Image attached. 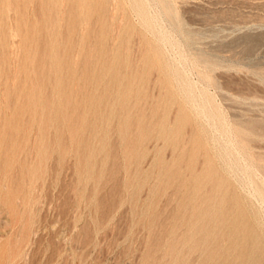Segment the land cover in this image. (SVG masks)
Instances as JSON below:
<instances>
[{
  "label": "rangeland",
  "instance_id": "1",
  "mask_svg": "<svg viewBox=\"0 0 264 264\" xmlns=\"http://www.w3.org/2000/svg\"><path fill=\"white\" fill-rule=\"evenodd\" d=\"M98 1L0 0V264H217L207 257L215 242H201L208 230L221 233L216 246L235 264L237 225L198 224L192 209L225 197L227 215L251 224L258 202L247 210L200 125L147 61L126 1L105 11ZM151 3L193 66L189 80L207 89L264 181V0Z\"/></svg>",
  "mask_w": 264,
  "mask_h": 264
},
{
  "label": "bare ground",
  "instance_id": "2",
  "mask_svg": "<svg viewBox=\"0 0 264 264\" xmlns=\"http://www.w3.org/2000/svg\"><path fill=\"white\" fill-rule=\"evenodd\" d=\"M81 5L90 7L95 4V0H82ZM115 1V0H114ZM126 1L132 15L135 18V22L138 23V26L142 28V34L144 43L147 49V54H145L147 61L153 63L155 66H158L160 69L162 77L165 79L166 85L169 86V91L171 94L175 95L178 101L180 102L182 108L187 111L192 117V119L197 122L195 124L200 125L199 131L204 135L205 142L212 150V155L215 156L216 161L219 164L221 171L225 174L226 179L232 178L235 182V187L239 188L240 191L244 193V202L246 203V208L252 209L255 207L254 201L258 202L255 209H259L256 213L252 214V221L246 223L241 217V213L238 212L235 216L227 215V200L222 198V202L217 204H211V199L203 200L200 205L195 206L193 213L197 214L198 222L203 224L205 218L215 219L216 224L222 225L225 229H228L234 225H237V233L234 235L235 240L238 241L240 246L239 251L237 252V260L235 264H259L260 261H264V181L258 179L257 170L249 163V161L244 157L240 148L236 145L234 139V133L231 132L230 127L227 125V121H224V117H220L217 110L211 104L210 96H208L204 88H197L191 78L189 80L188 73H190V61L183 54L179 44L176 41L173 33L170 32V29H167L163 21V13L156 6L152 4L151 0H124ZM36 2V1H35ZM110 0H99L98 4L101 8V11L106 10L107 5ZM112 2V1H111ZM123 2V0H122ZM17 3V2H16ZM47 3V2H46ZM58 3V2H57ZM114 3V2H113ZM112 3V4H113ZM119 3V2H118ZM2 4V3H1ZM18 4V3H17ZM68 4V3H67ZM20 5V4H19ZM29 5V4H28ZM62 5V4H61ZM60 5V6H61ZM117 5V4H116ZM166 5V4H165ZM43 6H45L43 4ZM115 7V6H114ZM160 7V6H159ZM28 8V7H27ZM3 9V8H2ZM7 9V8H6ZM16 9V8H15ZM62 9V8H61ZM79 9V8H78ZM108 10V9H107ZM10 11V10H9ZM62 11V10H61ZM84 11V10H83ZM86 11V10H85ZM88 11V10H87ZM171 11V10H170ZM97 13V11L95 10ZM113 12V11H112ZM172 12V11H171ZM38 13V12H37ZM66 13V12H65ZM84 13V12H83ZM88 13V12H87ZM94 13V12H93ZM102 13V12H101ZM165 13V12H164ZM85 14V13H84ZM82 15V14H81ZM97 15V14H96ZM118 15V14H117ZM130 15V14H129ZM30 16V15H29ZM34 16V15H33ZM90 16H92L90 14ZM98 16V15H97ZM100 16V15H99ZM12 17V16H11ZM36 18V16H34ZM39 17V16H38ZM112 17V16H111ZM128 17V16H127ZM32 18V17H31ZM4 19V18H3ZM15 19V18H14ZM115 19V18H114ZM2 20V19H1ZM13 20V19H11ZM51 20V19H50ZM60 21V19H58ZM93 20V19H92ZM111 20V19H110ZM134 20V19H133ZM33 21V20H32ZM104 21V20H102ZM15 22V20H13ZM38 22V21H37ZM84 22V20H83ZM17 23V22H16ZM50 23V22H49ZM92 23H94L92 21ZM99 23V22H98ZM123 23V22H122ZM38 24V23H37ZM33 25V24H32ZM39 25V24H38ZM123 25V24H122ZM53 26V25H52ZM94 26V25H93ZM113 26V25H112ZM59 27V26H58ZM122 27V26H121ZM93 28V27H92ZM139 28V27H138ZM14 29V28H13ZM98 29V28H97ZM82 30V29H81ZM94 30V29H93ZM99 30V29H98ZM8 31V30H7ZM100 31V30H99ZM121 31V30H120ZM11 32V31H10ZM39 32V31H38ZM110 32V30H109ZM116 32V31H115ZM174 32V31H173ZM111 33V32H110ZM114 33V32H113ZM57 34V33H56ZM77 34V33H76ZM51 35V34H50ZM99 35V34H98ZM18 36V35H17ZM46 37V36H45ZM62 37V36H61ZM6 38V37H4ZM15 38V37H14ZM24 38V37H23ZM56 38V36H55ZM73 38V37H72ZM103 38V37H102ZM122 38V36H121ZM35 39V38H33ZM50 39V38H49ZM57 39V38H56ZM82 40V39H81ZM93 40V39H92ZM120 40V39H119ZM131 40V39H130ZM101 41V40H100ZM125 42V40L123 39ZM132 41V40H131ZM136 41V40H135ZM13 42V40H12ZM76 42V41H75ZM117 41H115L116 43ZM14 43V42H13ZM104 43V42H103ZM106 43V42H105ZM134 43V42H133ZM137 43V42H136ZM16 44V43H15ZM20 44V43H19ZM72 44V43H71ZM117 44V43H116ZM141 44V43H140ZM112 46V45H111ZM67 47V46H66ZM121 47V46H120ZM116 48V47H115ZM126 48V47H125ZM13 49V48H12ZM99 49H103V46H99ZM124 49V48H123ZM51 50V49H50ZM140 51V50H139ZM23 52V51H22ZM21 52V53H22ZM114 52V51H113ZM120 52V51H118ZM16 53V52H15ZM14 53V54H15ZM100 53V51H99ZM126 54V53H125ZM124 54V55H125ZM27 55V54H26ZM25 55V56H26ZM30 55V54H29ZM51 55V54H50ZM49 55V57H50ZM139 55V54H138ZM137 55V58H138ZM37 56V55H35ZM127 56V55H125ZM141 56V55H140ZM29 57V56H27ZM27 57L25 59H27ZM38 57V56H37ZM102 57V56H101ZM129 57V55H128ZM31 58V57H30ZM103 58V57H102ZM136 58V56H135ZM11 59V58H10ZM38 59V58H37ZM134 59V58H133ZM106 60V59H105ZM108 60V59H107ZM106 60V61H107ZM108 69H113L114 64L118 63V60L115 58L110 59ZM109 60V61H110ZM26 61V60H25ZM114 61V62H113ZM138 61V60H137ZM14 63V62H13ZM100 63V62H99ZM134 63V62H133ZM136 63V62H135ZM1 64V63H0ZM26 64V63H25ZM61 64V63H60ZM59 64V65H60ZM150 64V65H151ZM134 65V64H133ZM153 65V66H154ZM192 65V64H191ZM9 66V65H7ZM136 66V65H135ZM10 67V66H9ZM15 67V66H14ZM135 68V67H134ZM50 70V69H49ZM10 71V70H9ZM17 71V70H16ZM114 71V70H113ZM134 72V71H133ZM8 73V72H7ZM53 73V72H51ZM69 73V72H68ZM108 73V72H107ZM11 74V73H10ZM55 74V73H54ZM71 74V73H70ZM72 75V74H71ZM70 77V75H69ZM107 77V76H106ZM125 78V77H124ZM154 78V77H153ZM11 79V78H10ZM15 80V79H14ZM126 85V84H125ZM158 85V84H157ZM197 85V84H196ZM10 86V85H9ZM37 86V85H35ZM38 87V86H37ZM50 87V86H49ZM151 87V85H150ZM41 88V87H39ZM7 89V88H6ZM36 89V88H35ZM150 90V89H149ZM116 91V90H115ZM111 92V91H110ZM109 92V93H110ZM117 92V91H116ZM156 94V93H155ZM162 94V93H161ZM163 95V94H162ZM27 97V96H26ZM136 97V96H135ZM40 99V98H39ZM57 99V98H56ZM168 99V98H167ZM169 100V99H168ZM156 101V100H155ZM154 101V102H155ZM127 102V101H126ZM113 105V104H112ZM111 106V105H110ZM154 106V105H153ZM160 106V104H159ZM216 106V105H215ZM218 106V105H217ZM116 108V107H115ZM142 108V107H141ZM145 108V106L143 107ZM165 108V107H164ZM171 108V107H170ZM176 108V106H175ZM181 108V109H182ZM218 108V107H217ZM139 110V108H138ZM177 110V109H176ZM174 112V111H173ZM186 112V113H187ZM143 114V113H142ZM174 114V113H173ZM183 114V113H182ZM148 115V114H146ZM184 115V114H183ZM84 116V115H83ZM113 116V115H112ZM163 116V115H162ZM167 116V115H165ZM223 116V115H222ZM163 118V117H162ZM172 118V117H171ZM181 119V118H180ZM153 120V119H152ZM226 120V119H225ZM62 121V120H61ZM98 121V120H97ZM119 121V120H118ZM172 121V120H171ZM182 121V120H181ZM193 121V122H194ZM84 122V121H83ZM149 122V121H147ZM150 123V122H149ZM51 124V123H50ZM61 124V123H60ZM151 124H153L151 122ZM156 125V124H155ZM169 125V124H168ZM185 125V124H184ZM65 127V126H64ZM131 127V126H129ZM148 127V126H147ZM146 127V128H147ZM168 127V126H167ZM141 128V127H140ZM153 128V127H152ZM197 128H199L197 126ZM131 129V128H130ZM188 129V128H187ZM144 131V130H142ZM168 131V129H167ZM184 131V128H183ZM118 132V131H117ZM188 132V131H187ZM186 132V133H187ZM241 132V131H240ZM171 133V131H170ZM233 133V134H232ZM151 134V133H150ZM107 135V134H106ZM135 135V134H134ZM188 135V134H187ZM201 135V134H200ZM236 136V135H235ZM114 137V136H113ZM190 137V136H189ZM202 139V137H200ZM241 139V138H240ZM186 141V140H185ZM173 144V143H172ZM240 145V143L238 142ZM160 145V144H159ZM93 146V145H92ZM198 148V147H197ZM126 149V148H125ZM153 149V148H152ZM102 150V149H101ZM161 150V149H160ZM201 150V149H200ZM177 151V150H176ZM202 151V150H201ZM210 151V150H209ZM246 151V150H245ZM158 152V151H157ZM106 153V152H105ZM159 155V153H158ZM248 155V153H247ZM108 157V156H107ZM176 157V156H175ZM45 158V157H44ZM151 158V157H150ZM149 158V160H151ZM180 158V157H179ZM196 158V157H195ZM248 158V157H247ZM250 158V157H249ZM135 159V158H134ZM167 159V158H166ZM197 159V158H196ZM195 159V160H196ZM214 159V158H212ZM156 160V159H155ZM213 161V160H211ZM148 162V161H147ZM201 162V161H200ZM136 163V162H135ZM192 163V162H191ZM155 164V163H154ZM193 164V163H192ZM217 164V165H218ZM197 165V164H196ZM147 166V164H146ZM149 166V165H148ZM205 166V165H204ZM209 166V165H208ZM212 167V166H211ZM145 168V167H144ZM183 168V167H182ZM200 169V168H199ZM182 170V169H181ZM198 170V169H197ZM208 174L210 177H214V173L210 170V167L207 168ZM216 171V170H215ZM220 171V170H219ZM154 171H152L153 173ZM201 172V171H200ZM218 174V173H217ZM69 175V174H68ZM67 175V176H68ZM92 175V174H91ZM178 175V174H177ZM187 176V175H186ZM188 177V176H187ZM260 177V175H259ZM263 178V177H262ZM211 179V178H210ZM125 181V180H124ZM127 181V180H126ZM171 181V180H170ZM225 181V179H224ZM223 179H219V183H224ZM206 182V181H205ZM89 183V182H88ZM127 183V182H126ZM216 183V182H215ZM121 184V183H120ZM138 184V183H137ZM67 185V184H66ZM126 185V184H124ZM177 185V184H176ZM182 185V184H181ZM230 185V184H229ZM174 186V185H173ZM202 186V185H201ZM223 186V185H222ZM228 186V185H227ZM69 187V186H68ZM123 187V186H122ZM109 188V186H108ZM107 188V189H108ZM143 188V186H142ZM149 188V187H148ZM175 188V187H174ZM189 188V187H188ZM221 188V187H220ZM35 189V188H34ZM123 189V188H122ZM203 189V188H202ZM207 189V188H206ZM216 189V188H215ZM97 190V188H96ZM208 190V189H207ZM235 190V189H234ZM157 191V190H156ZM161 191V190H160ZM238 191V189H237ZM153 192V191H152ZM220 192V191H219ZM178 193V192H177ZM207 193V191H206ZM32 194V193H31ZM145 194V193H144ZM143 194V195H144ZM106 195V194H105ZM178 195V194H177ZM216 195V194H215ZM220 195V194H219ZM225 195V193L223 194ZM34 196V195H33ZM84 196V195H83ZM104 196V195H103ZM109 196V195H108ZM153 196V195H152ZM173 196V195H172ZM44 197V196H42ZM125 197V196H124ZM127 197V196H126ZM154 197V196H153ZM37 198V196H36ZM41 198V197H40ZM172 198V197H171ZM183 198H185L183 196ZM217 198V197H216ZM110 199V198H109ZM149 199V198H148ZM224 199V201H223ZM241 199V198H240ZM243 199V198H242ZM99 200V199H98ZM234 200V199H233ZM238 200V199H237ZM37 201V200H36ZM79 201V200H78ZM82 201V200H81ZM101 201V200H100ZM163 201V200H162ZM175 201V200H174ZM42 202V201H41ZM241 202V201H240ZM233 203V202H232ZM237 203V202H236ZM243 203V201H242ZM241 203V204H242ZM28 204V203H27ZM101 205V204H100ZM192 205V204H190ZM212 207H211V206ZM245 205V204H244ZM107 206V205H106ZM157 206H159L157 204ZM141 207V206H140ZM162 207V206H161ZM178 208V207H177ZM238 208V207H237ZM22 209V208H21ZM78 209V208H77ZM86 209V208H85ZM98 209V208H97ZM183 209V208H181ZM3 210V209H2ZM36 210V208H35ZM42 210V208H41ZM164 210V209H163ZM187 210V209H186ZM239 210V209H238ZM167 211V210H166ZM183 211V210H182ZM185 211V210H184ZM247 212V211H246ZM250 212V211H249ZM2 213V212H1ZM67 213V212H66ZM73 213V212H72ZM248 213V212H247ZM79 214V213H78ZM171 214V212H170ZM6 215V214H5ZM156 215V214H155ZM43 217V216H42ZM15 218V217H14ZM30 218V217H29ZM72 218V217H71ZM143 220V219H142ZM39 222V220H37ZM83 223V222H82ZM173 223V222H172ZM41 228V227H40ZM39 228V229H40ZM44 228V227H43ZM73 230V229H72ZM99 230V229H98ZM101 230V229H100ZM173 230V229H172ZM194 230V228H193ZM196 230H198L196 228ZM222 230V229H221ZM229 230V229H228ZM7 231V230H6ZM230 231V230H229ZM19 232V231H18ZM191 232V231H190ZM41 233V232H40ZM141 233V232H140ZM205 237L201 240L202 243H207V240H210L211 243L215 242V245H211L207 249V257L211 260H216V263L226 264L228 261L227 257H222V252L216 246V242H220V232L215 230H208L205 232ZM192 234V233H191ZM195 234V233H194ZM18 235V234H17ZM182 235V234H181ZM34 236V235H33ZM189 239L193 238V235H188ZM26 238V237H25ZM175 238V237H174ZM173 238V239H174ZM166 239V238H165ZM53 240V239H52ZM187 240V239H186ZM197 240V239H196ZM225 242L226 239H224ZM31 242V241H29ZM42 242V241H41ZM48 242V241H47ZM196 242V241H194ZM28 245V244H27ZM35 245V244H34ZM38 245V244H37ZM236 245V246H237ZM200 246V245H199ZM202 246V245H201ZM207 246V245H205ZM46 247V246H45ZM52 247V246H51ZM248 247V259L247 263L243 259V253L241 250H244ZM202 248V247H201ZM26 249V248H25ZM37 249V248H36ZM225 249V248H224ZM59 250V249H58ZM233 250V249H232ZM30 251V250H29ZM224 251V250H223ZM234 251V250H233ZM143 252V251H142ZM170 252V251H169ZM245 252V251H243ZM140 253V252H139ZM155 253V252H154ZM23 254V253H22ZM79 255V254H78ZM169 255V253H168ZM33 259V258H31ZM163 259V258H162ZM223 260V261H217ZM150 262V261H149ZM153 263V262H152ZM196 263V262H195ZM176 264V263H175Z\"/></svg>",
  "mask_w": 264,
  "mask_h": 264
}]
</instances>
